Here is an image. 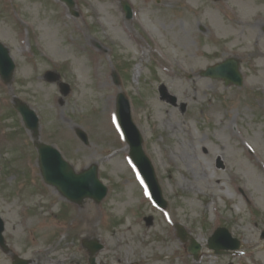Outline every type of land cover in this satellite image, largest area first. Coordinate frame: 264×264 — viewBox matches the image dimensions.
Returning a JSON list of instances; mask_svg holds the SVG:
<instances>
[{
	"label": "rangeland",
	"instance_id": "rangeland-1",
	"mask_svg": "<svg viewBox=\"0 0 264 264\" xmlns=\"http://www.w3.org/2000/svg\"><path fill=\"white\" fill-rule=\"evenodd\" d=\"M75 1L77 18L59 0H0V40L16 63L11 86L0 79V214L10 247L37 264H89L81 243L92 238L106 247L101 264H191L176 227L203 249L226 227L244 256L205 250L201 264H264V0H128L131 21L124 0ZM231 56L242 59V88L190 79ZM48 72L71 87L68 96ZM120 92L131 102L167 210L153 206L112 125ZM14 97L34 108L41 140L77 171L98 165L109 188L100 205L74 206L42 182ZM12 263L0 251V264Z\"/></svg>",
	"mask_w": 264,
	"mask_h": 264
},
{
	"label": "water",
	"instance_id": "water-1",
	"mask_svg": "<svg viewBox=\"0 0 264 264\" xmlns=\"http://www.w3.org/2000/svg\"><path fill=\"white\" fill-rule=\"evenodd\" d=\"M68 1V0H67ZM70 2V1H69ZM72 4V2H71ZM13 62L9 56V51L3 47V45L0 43V70L2 75L6 80L9 79L11 70L13 69ZM229 67H232L231 69L233 71H236V66L229 64L224 67L220 66L216 69L211 70L213 77L218 78H224L226 80H231L233 82L240 83V75L238 73H233ZM219 70V73H218ZM238 77L239 79H236ZM19 109L23 113L25 117V122L27 124V127L31 130H34L35 136H38V120L33 112L28 111L27 107L22 104H18ZM129 113V106L125 102L124 96H120L119 98V117L123 119L124 116L128 117ZM79 135L81 137H85L84 134L81 131H78ZM86 141V140H85ZM133 147H132V156L134 160L137 162L138 166L141 168V172L143 173L151 191L155 198V200L160 204L163 205V201L161 198V192L160 188L157 184L154 172L152 170L151 166H148V169L145 165H141L140 161H143L146 159L141 143L142 140L135 139L132 141ZM39 151L41 153V161H42V168L44 171V175H46L47 182L50 184H53L57 186L60 191L71 198L73 201L81 203L86 196L88 197V191L94 192V194H100V190L98 189V186L102 190V192L105 194L106 189L103 188L99 182L97 181V174H96V168L93 167L90 169L89 172L83 173L82 175H76L74 169L69 166L61 157L59 152L54 149L46 147V145H38ZM144 157V159H143ZM96 200H99L96 198ZM3 228V227H2ZM4 229V228H3ZM2 230V229H1ZM234 248L237 247V245H233Z\"/></svg>",
	"mask_w": 264,
	"mask_h": 264
},
{
	"label": "bare ground",
	"instance_id": "bare-ground-1",
	"mask_svg": "<svg viewBox=\"0 0 264 264\" xmlns=\"http://www.w3.org/2000/svg\"><path fill=\"white\" fill-rule=\"evenodd\" d=\"M96 218H94L93 220H95Z\"/></svg>",
	"mask_w": 264,
	"mask_h": 264
}]
</instances>
